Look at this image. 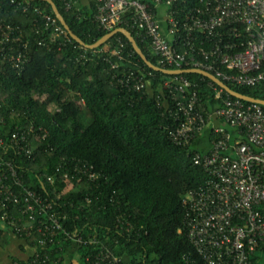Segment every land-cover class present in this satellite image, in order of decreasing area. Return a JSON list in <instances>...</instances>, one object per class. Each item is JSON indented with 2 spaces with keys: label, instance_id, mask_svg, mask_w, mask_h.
I'll return each instance as SVG.
<instances>
[{
  "label": "trees",
  "instance_id": "1",
  "mask_svg": "<svg viewBox=\"0 0 264 264\" xmlns=\"http://www.w3.org/2000/svg\"><path fill=\"white\" fill-rule=\"evenodd\" d=\"M28 1L54 17L44 1ZM53 1L72 32L86 44L110 31L95 21L94 0L87 5L74 0L68 9L59 0ZM141 1L157 11L151 0ZM16 3L0 0V22L18 26L20 36L28 42L26 49L18 43L0 44V161L20 168L25 185L53 199L54 208L65 215L64 227L82 229L84 238L95 236L105 242L121 256V264H184L183 256L195 257L183 230L182 200L208 178L193 156L209 150L215 137L213 128H203L187 145L175 144L169 137L172 101L163 85L174 75L144 65L121 33L95 49L84 48L69 36L43 29L37 14L21 12ZM197 5L198 0H178L174 7L186 11ZM160 24L165 26L162 20ZM122 26L153 64L166 67L158 62L147 40L135 36L129 25ZM120 42L119 54L111 53L119 49ZM18 50L25 58L15 67L10 56ZM129 71L143 77L141 90L126 85L123 76ZM179 76L193 84L189 91L196 92L205 109L220 104L215 97L219 88L210 80L196 73ZM225 83L244 95L264 99V82ZM30 127L32 158L17 154L13 146H4L15 128ZM224 129L232 142L235 130L227 125ZM81 163L91 166L88 171L94 177L79 172L72 178V187L62 193L66 186L63 173ZM5 170L0 165V173ZM122 215L132 226L117 222ZM7 236L1 232L2 245ZM62 237L41 248L26 237L21 239L33 251L48 252L58 264L73 257L80 264H93L95 245ZM252 258L256 264H264V253ZM16 262L29 264V258Z\"/></svg>",
  "mask_w": 264,
  "mask_h": 264
},
{
  "label": "built area",
  "instance_id": "2",
  "mask_svg": "<svg viewBox=\"0 0 264 264\" xmlns=\"http://www.w3.org/2000/svg\"><path fill=\"white\" fill-rule=\"evenodd\" d=\"M59 1L65 9L75 2ZM151 1L164 8V18L141 0H94V19L105 31L129 25L135 36L148 41L165 68H198L239 86L264 82V0H198L197 6L186 11L174 7L178 0ZM16 5L21 12L31 10L37 14L43 20V29L68 37L54 17L31 7L28 0H17ZM20 33L18 26L0 22V44L18 43L26 49L28 42ZM121 47L120 42L119 49L111 53L119 54ZM24 58L21 50L10 56L15 67ZM174 76L163 84L172 101L170 139L187 145L208 125L215 134L209 150L193 156V162L207 172L208 178L182 200L183 230L196 252L195 257L183 256L184 264H256L253 255L264 253V111L261 105L231 97L220 88L215 91L220 104L205 109L196 92L189 91L193 84ZM123 78L135 91L144 86L143 77L132 71ZM214 120L235 130L232 142L230 133L213 124ZM31 132L32 127L15 128L4 146H13L17 154L32 158ZM0 165L6 166L0 173V222L12 236L26 237L30 244L41 248L58 242L60 235L62 239L95 245L93 264H121V256L105 242L95 236L84 238L82 229L64 227L65 215L54 208L52 198L23 183L20 168L10 161H0ZM90 168L81 163L79 168L64 172L66 186L61 192L72 187V178L79 172L93 178ZM122 216L117 217V222L127 228L132 226ZM29 264L58 263L50 259L48 252L34 250Z\"/></svg>",
  "mask_w": 264,
  "mask_h": 264
},
{
  "label": "water",
  "instance_id": "3",
  "mask_svg": "<svg viewBox=\"0 0 264 264\" xmlns=\"http://www.w3.org/2000/svg\"><path fill=\"white\" fill-rule=\"evenodd\" d=\"M44 1L52 11L54 18L58 21V23L63 27V29L66 31L67 35L71 40L76 42L78 45L88 48V49H95L99 46H101L103 43H105L109 38H111L113 35L117 33H121L124 35L126 40L128 41L129 45L131 46L132 50L138 55V57L142 60L144 65H146L151 70H154L156 72H160L162 74L166 75H180L183 73H196L199 74L208 80H210L212 83H214L218 88L222 89L225 93L230 95L231 97L241 99L246 102H252L257 103L261 106H264V99H258L253 98L247 95H244L240 92L235 91L234 89L230 88L225 82L214 76L212 73L198 69V68H186V69H168L164 68L158 65L153 64L147 56L142 52V50L137 45V42L134 38V36L131 34L130 31L123 27H116L109 32L105 33L103 36H101L99 39H97L92 44H86L83 40H81L75 33L72 32V30L67 25L65 19L63 18L62 14L59 12L55 2L53 0H40Z\"/></svg>",
  "mask_w": 264,
  "mask_h": 264
},
{
  "label": "crops",
  "instance_id": "4",
  "mask_svg": "<svg viewBox=\"0 0 264 264\" xmlns=\"http://www.w3.org/2000/svg\"><path fill=\"white\" fill-rule=\"evenodd\" d=\"M81 5H87L89 0H78ZM157 12L164 18V8L158 7ZM213 124L220 125L222 127L225 124L220 120H214ZM1 232H7V241L2 245L0 242V264H14L18 260H27L29 256L33 253L32 247L24 242L21 238L12 236L0 222V234ZM1 239V238H0ZM63 264H80L76 257L71 260H65Z\"/></svg>",
  "mask_w": 264,
  "mask_h": 264
}]
</instances>
